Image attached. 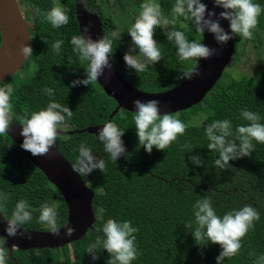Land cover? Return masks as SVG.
Returning a JSON list of instances; mask_svg holds the SVG:
<instances>
[{"label":"trees","instance_id":"obj_1","mask_svg":"<svg viewBox=\"0 0 264 264\" xmlns=\"http://www.w3.org/2000/svg\"><path fill=\"white\" fill-rule=\"evenodd\" d=\"M64 1V8L69 10L67 25L53 28L41 16L35 22L37 31L32 33L33 56L29 57L26 65L35 64L38 72L24 82L23 89L17 91L12 100V115L14 121L18 109L23 108V119H20L23 123L32 112L45 109L53 101L43 91L48 87L55 90L54 101L69 107L73 112L72 118L66 122L75 131H81L108 123L117 103L107 96L98 82L89 86H71L73 81L86 79L88 61L80 60L73 52L71 38L80 34L75 0ZM95 1L85 0L92 8L95 7ZM42 2L47 3V0ZM254 2L264 9V0ZM174 3L175 0H161L164 15L182 24L178 30L183 31L190 42L203 43V37L195 32L190 22L172 14ZM95 11L102 18L105 36L112 41L111 57L116 67L133 86L145 92L158 93L184 81L177 77L191 70L192 64L179 60L174 43L167 40L163 29L157 28L154 37L160 46L162 59L155 65L147 64L144 71L135 72L127 67L123 59L126 52L122 39L113 34L117 27L115 21L110 15L105 16L99 6ZM258 19L257 36L260 31H264V11ZM57 40L63 41L59 54L50 47ZM242 40L236 37L231 64L239 58L236 53ZM259 68L254 75L238 78L224 72L202 103L173 114L187 125V129L165 151L153 148L149 154L139 146L133 113L124 109L112 120L124 131L121 139L126 149L116 162L111 161L105 153L96 135L82 132L65 138L61 142V153L73 166L81 144L89 147L96 159L104 160L107 165L104 173L97 169L88 175H81L95 193L93 209L96 223L82 240L71 246L58 250H15V261L9 259V264H107L110 257L103 248L98 250L96 260L87 253V249L98 235L103 236L97 229H101L109 218L130 221L133 227L139 229L135 233L139 255L132 264H216L220 246L210 242L204 247L198 246L184 227L188 222L195 224L193 205L204 197L211 198L212 207L221 218L227 212L239 210L245 205L257 210L260 219L254 222V228L241 241L239 255L223 261V264H254L257 257L264 255V144H256L255 151L249 157L230 161L227 169H220L214 165L219 154L207 148L209 142L205 128L215 120L228 119L235 131L236 126L248 123L240 116L242 109L258 113L260 122L264 123V57H261ZM9 81L13 79H8L3 86L8 85ZM13 89H18V86L15 84ZM20 92L35 96L23 102L25 106L19 107L17 97ZM186 143L191 146V152L183 147ZM192 156L201 157L203 164H193L190 159ZM0 192L9 196V216L17 202L27 201L32 220L23 228L49 231L47 225L39 222L40 207L44 203L56 208L59 228L67 222L68 209L61 192L7 134L0 136ZM253 252L255 255H250Z\"/></svg>","mask_w":264,"mask_h":264},{"label":"clouds","instance_id":"obj_2","mask_svg":"<svg viewBox=\"0 0 264 264\" xmlns=\"http://www.w3.org/2000/svg\"><path fill=\"white\" fill-rule=\"evenodd\" d=\"M212 2L214 7L223 9L217 19H213L216 13L209 12L206 4L201 0H175L171 11L175 17H182L184 21L190 22L200 36L203 37L205 31L211 33L218 45H226L234 36L245 40L253 39V30L256 29L258 18L264 11L260 4L255 3L254 0H212ZM68 11L61 5L53 6L47 12L46 20L53 28L65 26L69 23ZM206 12L207 19L205 18ZM221 20L229 22L231 34L221 27ZM171 23L175 24V20ZM169 24V19L164 15L161 5L156 3V0H144L140 5L139 15L128 29L132 43L129 52L123 57L127 67L135 72H141L145 70L147 64L155 65L162 59L160 46L154 37L157 28L164 29ZM87 32L88 28L85 27L83 33L80 32L79 35L71 38L73 52L80 60L88 61L85 70L86 79L73 81L72 87L89 86L98 81L106 68H111L109 63V56L112 54L111 39L104 35L103 38L94 41L85 35ZM166 36L169 42L174 43L179 60L192 64L191 70L178 75L179 80H190L194 76H199V61L208 60L217 52L215 48H210L202 42H190L183 31L175 28L167 31ZM62 44L61 40L53 42L50 45L51 50L59 54ZM137 49L139 50L138 55L131 54ZM20 52L26 59L33 56L30 46H22ZM13 91L11 84L0 87V136L8 134L13 124L10 102ZM43 91L53 98V101L48 103L45 109L32 112L30 118L26 117L20 132L24 138L21 147L33 156L47 155L57 141L58 130L67 127L66 120L73 116L69 107L54 101V89L45 87ZM132 103L135 108L133 118L139 146L143 147L147 153L151 154L153 148L165 151L186 132L187 125L176 116L169 113L160 114L159 101L143 102L137 99ZM240 116L248 123L236 126L235 131H233L231 120L228 119L215 120L205 128V135L209 142L207 148L210 152L219 154V158L214 161L217 168L227 169L230 161L249 157L255 151L256 144H264V123L260 122V115L242 109ZM123 135L124 131L113 122L106 123L96 135V139L103 144L105 153L113 162L125 154L126 149L121 139ZM183 147L189 152L192 151L187 143ZM190 159L197 166L203 164L199 156H192ZM97 169L102 173L106 172L105 161L96 159L91 149L81 144L73 170L79 175H88ZM8 199L7 193L0 192V216L7 225L4 231L8 237H16L18 233L24 235L26 232H21L22 226L32 220V214L28 210L29 205L27 201L20 200L15 204L9 216ZM193 214L195 224L188 222L184 227L191 233L198 246L204 247L209 242L220 246L221 251L216 258V264H223L225 258L231 259L239 255L242 247L241 241L254 228V222L260 219L257 210L250 205L229 211L221 218L212 207L210 197L197 200L193 205ZM39 222L47 225L51 234L59 235L55 207L48 203L42 204ZM97 231L102 232L103 236L98 235L95 242L87 249V253L93 260L98 259L97 253L100 248H103L110 257L107 264H132L137 259L139 253L135 243V233L139 229L133 227L130 221H117L109 218ZM73 232L74 229L68 227L66 235L70 236ZM27 238L30 240L31 236ZM6 244L5 237L0 236V264H9L10 250ZM250 255L254 256L255 253H250ZM254 264H264V255L257 257Z\"/></svg>","mask_w":264,"mask_h":264},{"label":"water","instance_id":"obj_3","mask_svg":"<svg viewBox=\"0 0 264 264\" xmlns=\"http://www.w3.org/2000/svg\"><path fill=\"white\" fill-rule=\"evenodd\" d=\"M206 6L209 12L216 13L213 19L219 18L220 12L223 11L222 8L214 7L212 0H206ZM205 18H208L207 12ZM76 19L79 31L83 33V28L87 27L88 32L85 35H88L92 40H99L105 35L102 18L97 13L77 8ZM220 24L226 32L231 34L228 21L221 20ZM36 31L34 22L29 21L26 17L21 0H0V84L13 78L25 67L29 57L27 59L23 57L20 49L22 46L32 48V33L35 34ZM236 37L234 36L226 45H218L214 36L205 31L203 44L215 48L216 54L208 60L199 61V76L184 80L172 89L158 93L145 92L133 86L118 70L110 55L111 68H106L104 74L97 81L107 96L117 103L109 122H112L121 109L133 113L135 108L132 102L137 99L143 102L159 101L161 115L187 111L202 103L221 80L228 65L232 63ZM103 126L95 125L81 131H70L68 134L87 132L91 135H98ZM21 131L22 125L13 123L7 135L31 163L44 173L48 181L61 192L68 209V217L66 224L59 228L58 236L51 234L50 231L22 227L21 232H26L24 235L18 233L16 237H8L4 231L7 226L6 222L0 216V236L5 237L6 245L10 250L9 257L14 261L15 250H58L65 246H71L86 236L88 231L94 227L97 219L93 209L94 191L82 176L73 170V165L60 152L58 142L53 145L47 155L33 156L21 147L24 139L20 135ZM68 227L74 229L70 236L66 235ZM28 236H31L30 240L27 238Z\"/></svg>","mask_w":264,"mask_h":264},{"label":"rangeland","instance_id":"obj_4","mask_svg":"<svg viewBox=\"0 0 264 264\" xmlns=\"http://www.w3.org/2000/svg\"><path fill=\"white\" fill-rule=\"evenodd\" d=\"M144 2V0H101L100 7L103 9L105 16H111L116 23V29L114 30V36L122 39L123 49L126 53L129 52L131 48V37L128 34V29L135 22V19L139 15L140 5ZM156 3L161 4V0H156ZM170 24L164 28L167 32L172 28L178 30L182 26V24L176 23L172 24V18H168ZM256 29L253 30V39L245 40L243 39L241 44L237 47L236 55L239 56L238 60L230 64L225 73H232L237 78L245 75H254L260 69L261 57L264 54V31H260L258 33L259 39H256L258 36L256 35ZM240 42V41H239ZM133 55H138L139 50L137 49L135 52H132ZM143 60V57H141ZM36 65L33 63H29L25 65V67L18 73L16 77L22 76H36L37 75ZM205 117V116H204ZM198 120H201L198 119ZM193 124L192 122H190Z\"/></svg>","mask_w":264,"mask_h":264},{"label":"flooded vegetation","instance_id":"obj_5","mask_svg":"<svg viewBox=\"0 0 264 264\" xmlns=\"http://www.w3.org/2000/svg\"><path fill=\"white\" fill-rule=\"evenodd\" d=\"M42 1L43 0H21V4H22L23 9L25 11L26 17L28 18L29 21L34 22V24L40 16L43 17L44 20H46V14H47V12H49L51 10V8L53 6L61 5L64 7V2H65L64 0H47V3L46 2L43 3ZM100 2H101V0H96L94 3L95 7L92 8L90 4H87L85 2V0H75V14L77 12V8H79V9L87 10L88 12H91V13H97L99 15L100 13L96 12L95 9L99 6L100 10L103 11V9L100 7ZM202 3L206 4V0H204V2H202ZM113 34H114V31H113ZM17 75H15L12 78L13 81H9V84H11L12 87H14L15 84L18 86V89H16V90L14 89V91H13L11 101H10L11 104H12V100H13L14 96L17 94V91L24 88L23 87L24 82L29 77L33 78V76H30V75L25 76V77L24 76L16 77ZM0 87H4L3 83L0 84ZM34 96H35V94H29V93H23V92L18 93V97L16 96L18 101H19L18 106L19 107L25 106L23 104V102L25 103L28 99H31ZM35 105H36V103H35ZM23 110H24L23 108L18 109V112L16 114L17 118L15 117V120L13 121V123H19L21 125L23 124L22 122H20V119H23V113H22ZM12 118H14V115H12ZM66 124H67V127L61 128L58 130L59 135L57 137L56 143L58 142V144H59L60 152H61V142L65 141L66 140L65 138L72 136V135H69L68 132L75 131L74 128L69 123L66 122ZM4 141L7 144H9L7 139H4Z\"/></svg>","mask_w":264,"mask_h":264}]
</instances>
